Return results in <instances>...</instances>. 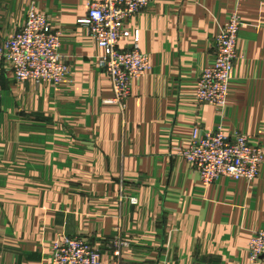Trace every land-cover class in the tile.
I'll return each mask as SVG.
<instances>
[{
  "label": "crops",
  "instance_id": "crops-1",
  "mask_svg": "<svg viewBox=\"0 0 264 264\" xmlns=\"http://www.w3.org/2000/svg\"><path fill=\"white\" fill-rule=\"evenodd\" d=\"M88 1L0 0L1 36L21 26L34 4L61 33L69 66L56 86L4 72L0 264H47L61 234L98 247L102 264L115 234L129 242L123 264H253L248 242L264 228V0H154L126 21L152 69L132 80L123 111L108 101L111 81L97 65L104 51L78 23ZM234 10L237 58L219 115L196 102L195 83ZM219 125L261 145L254 180L203 185L174 153L194 128L202 134Z\"/></svg>",
  "mask_w": 264,
  "mask_h": 264
},
{
  "label": "built area",
  "instance_id": "built-area-1",
  "mask_svg": "<svg viewBox=\"0 0 264 264\" xmlns=\"http://www.w3.org/2000/svg\"><path fill=\"white\" fill-rule=\"evenodd\" d=\"M153 1L89 0L86 16L78 20L87 29L88 36L104 51L98 57L97 65L111 81L113 96L108 101L117 104L122 111L131 95L132 80L152 69L148 56L139 48L138 31L131 35L124 29V24ZM240 27L239 15L234 10L214 39L212 61L202 69L195 83L196 102L213 106L219 115L227 104ZM60 34L49 18L31 4L23 24L7 36L0 35V97L6 70L16 82H45L56 86L66 78L69 66L59 53ZM128 38L130 42L121 48L120 41ZM174 153L197 172L203 185L220 177L252 181L258 176L263 160L260 144L251 142L243 133L227 135L221 125L202 134L194 128L189 144L177 148ZM129 202L136 204L137 199L130 197ZM128 245L127 240L115 234L108 244L111 251L106 264H123L120 256ZM248 258L253 264H264V228L251 235ZM47 264H102V253L81 237L61 234L50 244Z\"/></svg>",
  "mask_w": 264,
  "mask_h": 264
}]
</instances>
